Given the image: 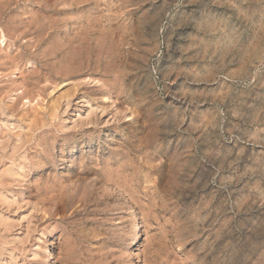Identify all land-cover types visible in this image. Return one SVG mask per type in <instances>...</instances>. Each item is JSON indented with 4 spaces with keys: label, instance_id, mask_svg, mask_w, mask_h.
I'll return each mask as SVG.
<instances>
[{
    "label": "rangeland",
    "instance_id": "1",
    "mask_svg": "<svg viewBox=\"0 0 264 264\" xmlns=\"http://www.w3.org/2000/svg\"><path fill=\"white\" fill-rule=\"evenodd\" d=\"M0 264H264V0H0Z\"/></svg>",
    "mask_w": 264,
    "mask_h": 264
},
{
    "label": "bare ground",
    "instance_id": "2",
    "mask_svg": "<svg viewBox=\"0 0 264 264\" xmlns=\"http://www.w3.org/2000/svg\"><path fill=\"white\" fill-rule=\"evenodd\" d=\"M231 250V249H230Z\"/></svg>",
    "mask_w": 264,
    "mask_h": 264
}]
</instances>
